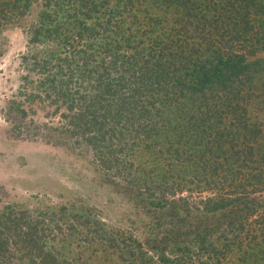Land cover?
<instances>
[{
	"label": "trees",
	"instance_id": "trees-1",
	"mask_svg": "<svg viewBox=\"0 0 264 264\" xmlns=\"http://www.w3.org/2000/svg\"><path fill=\"white\" fill-rule=\"evenodd\" d=\"M34 7L14 135L91 151L154 210L121 246L140 264H264V0H0V29ZM33 214L0 212V262L61 264Z\"/></svg>",
	"mask_w": 264,
	"mask_h": 264
},
{
	"label": "rangeland",
	"instance_id": "rangeland-1",
	"mask_svg": "<svg viewBox=\"0 0 264 264\" xmlns=\"http://www.w3.org/2000/svg\"><path fill=\"white\" fill-rule=\"evenodd\" d=\"M37 14L34 7L19 23L0 29V212L38 215L45 223L39 229L46 237V248L61 264H140L138 248L129 253L121 246L136 242L144 246L154 240L160 230L154 210L119 189L117 179L110 182L93 162L91 151L68 143L18 138L9 128L5 111L18 98L27 74L23 57L32 51L29 30ZM253 106L255 120L264 124L263 105ZM33 117L38 122L48 120L41 108ZM209 193L196 194V200ZM259 194L264 204V192ZM113 235L125 243L117 240L120 246H110L106 239ZM244 259L238 251L232 261L255 264L253 258L246 263Z\"/></svg>",
	"mask_w": 264,
	"mask_h": 264
}]
</instances>
